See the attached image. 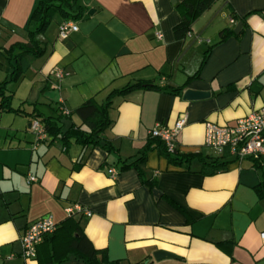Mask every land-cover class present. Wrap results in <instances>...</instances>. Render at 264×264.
I'll return each mask as SVG.
<instances>
[{
  "label": "crops",
  "instance_id": "0c3cea01",
  "mask_svg": "<svg viewBox=\"0 0 264 264\" xmlns=\"http://www.w3.org/2000/svg\"><path fill=\"white\" fill-rule=\"evenodd\" d=\"M38 1L0 0V87L15 64L6 49L27 42ZM76 1L77 30L60 38L65 20L55 14L36 36L43 53L22 56L19 78L4 88L15 110L0 108V264H88L66 248L75 227L106 252L107 264H264V195L256 188L264 168L256 161L227 157L225 169L210 174L199 158L172 163L154 141L142 174L121 169L141 157L150 129L183 116L175 154L220 159L204 145V123L231 125L264 106V0H216L183 38L174 27L184 0ZM54 68L68 75L58 81ZM136 83L143 85L112 98L101 144L33 141L35 113L57 117L88 99L102 104ZM186 91L200 96L187 99ZM58 124L62 133L72 125L88 130L76 114ZM45 217L56 231L23 258V231ZM158 250L173 256L155 260Z\"/></svg>",
  "mask_w": 264,
  "mask_h": 264
},
{
  "label": "trees",
  "instance_id": "16d2710c",
  "mask_svg": "<svg viewBox=\"0 0 264 264\" xmlns=\"http://www.w3.org/2000/svg\"><path fill=\"white\" fill-rule=\"evenodd\" d=\"M216 0H184L179 6L181 9V21L174 27V33L177 37L183 38L185 34L190 30L193 21L211 7V5ZM83 11L82 6H80L76 0H39L36 7L33 9L30 20L33 24V29L28 32L27 42H15L6 49V54L10 60L14 61L13 71L10 74V79L5 80L1 83L0 87V108L2 110H15L11 107L12 95H5L4 88L7 83L11 81H16L20 74L21 68L19 66V59L22 56H32L37 57L43 53V47L40 46L39 41L36 36L45 31L50 22L52 21L55 14L59 15L63 20H75L77 19ZM231 31H228L229 34ZM143 85L142 83H136L134 85H128L120 90L111 91L105 101L102 104H97L95 100L88 99L84 101L80 106H78L74 111L69 114H61L57 117H44L40 113H35L33 119L40 121L46 134L51 140L61 139L65 147L69 141L73 140L74 143L80 145L82 148H87L90 146L99 145L101 134L105 128H107L110 123V117L108 109L111 105V100L115 95H124L131 91L137 86ZM146 86L158 88L157 85ZM182 87L173 89L174 92H181ZM72 114H76L80 119L82 124L88 127V130L82 129L80 126L72 125L66 132L62 133L61 128L58 124L61 116L71 117ZM150 142L143 149L142 155L139 159L131 160L130 162L122 161L121 169L135 166L139 169L142 174V169L140 168V161H144L145 152L150 149L151 143L157 141L162 144L161 152L169 157V160L174 164H179L183 161L190 162L194 158H199L203 162L204 167H209L206 173H215L225 169V166L229 162L227 156L224 154L218 158H206L201 155H176L175 153H168L163 145V143L158 138L150 137ZM160 144V145H161ZM102 147L106 150H110L109 144L104 143ZM255 164L258 167L264 168V163L256 161ZM257 191L260 195H264V183L256 186ZM75 233L71 236L67 242V249H70L78 256L82 257L88 264H107V256L104 250L94 249L90 242L87 240L83 232L80 231L78 227H75ZM56 231V229H55ZM54 231V232H55ZM50 235L45 236L44 240Z\"/></svg>",
  "mask_w": 264,
  "mask_h": 264
},
{
  "label": "built area",
  "instance_id": "2783aa9c",
  "mask_svg": "<svg viewBox=\"0 0 264 264\" xmlns=\"http://www.w3.org/2000/svg\"><path fill=\"white\" fill-rule=\"evenodd\" d=\"M77 28L74 22L65 20L59 24L58 35L60 38H66L70 32L76 31ZM157 36L161 37V34L157 33ZM187 36H191V32H188ZM52 74L60 81L68 75V72L62 68H54ZM62 113L67 115L70 111L67 108H62ZM185 122L186 117L183 116L175 121L172 127L156 125L149 130V136L158 138L168 153H175L177 137ZM29 129L35 136V144L48 137L43 124L36 119L30 122ZM204 145L219 156L225 154L235 160L251 159L264 163V106L252 110L231 125L206 121L204 123ZM108 173L115 176L117 172L111 167L108 168ZM28 180L35 181L36 178L29 176ZM75 210L79 211V208L66 209L69 214L74 213ZM87 215H90L88 211ZM55 229L56 224L51 217L40 218L30 223L21 236V256L25 259L34 257L37 245Z\"/></svg>",
  "mask_w": 264,
  "mask_h": 264
},
{
  "label": "water",
  "instance_id": "95a60500",
  "mask_svg": "<svg viewBox=\"0 0 264 264\" xmlns=\"http://www.w3.org/2000/svg\"><path fill=\"white\" fill-rule=\"evenodd\" d=\"M242 27V23L238 22L235 26V28L233 29L234 33H238L241 30ZM185 98L189 99V98H197V96H200L199 94H195L192 93L191 91H186L185 92ZM173 255L171 253H168L166 251H162V250H158L153 252V258L155 260H160L163 259L164 257H172ZM141 264H146V263H141Z\"/></svg>",
  "mask_w": 264,
  "mask_h": 264
},
{
  "label": "rangeland",
  "instance_id": "374dc122",
  "mask_svg": "<svg viewBox=\"0 0 264 264\" xmlns=\"http://www.w3.org/2000/svg\"><path fill=\"white\" fill-rule=\"evenodd\" d=\"M31 135L33 136V141L35 142V138H34L35 136L32 133H31Z\"/></svg>",
  "mask_w": 264,
  "mask_h": 264
}]
</instances>
